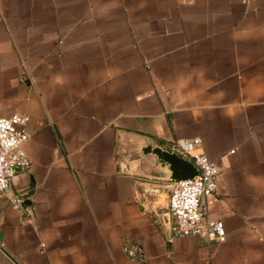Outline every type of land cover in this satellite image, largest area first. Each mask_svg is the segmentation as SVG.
Wrapping results in <instances>:
<instances>
[{
  "label": "crops",
  "instance_id": "obj_1",
  "mask_svg": "<svg viewBox=\"0 0 264 264\" xmlns=\"http://www.w3.org/2000/svg\"><path fill=\"white\" fill-rule=\"evenodd\" d=\"M13 113L31 163L0 191V264H264V0H0ZM193 137L223 242L176 234L142 151Z\"/></svg>",
  "mask_w": 264,
  "mask_h": 264
},
{
  "label": "built area",
  "instance_id": "obj_2",
  "mask_svg": "<svg viewBox=\"0 0 264 264\" xmlns=\"http://www.w3.org/2000/svg\"><path fill=\"white\" fill-rule=\"evenodd\" d=\"M27 115L13 113L0 117V191L7 192L18 171L30 166L24 150L29 134L24 129ZM180 157L191 162L197 170L192 178L172 182L168 211L173 228L180 237L196 235L208 241L223 242L226 238L221 219L208 216L203 197L216 193L220 169L203 151L199 137L176 138L168 147ZM232 151V150H231ZM13 207L20 209V198L12 200Z\"/></svg>",
  "mask_w": 264,
  "mask_h": 264
},
{
  "label": "water",
  "instance_id": "obj_3",
  "mask_svg": "<svg viewBox=\"0 0 264 264\" xmlns=\"http://www.w3.org/2000/svg\"><path fill=\"white\" fill-rule=\"evenodd\" d=\"M142 151L157 158L159 165L165 167L168 171L171 182L192 178L197 175V170L191 162L180 157L168 147L148 144L143 147Z\"/></svg>",
  "mask_w": 264,
  "mask_h": 264
}]
</instances>
